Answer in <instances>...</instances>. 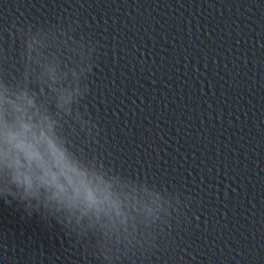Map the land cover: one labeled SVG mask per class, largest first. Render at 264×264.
<instances>
[{"label": "clouds", "instance_id": "9594fccd", "mask_svg": "<svg viewBox=\"0 0 264 264\" xmlns=\"http://www.w3.org/2000/svg\"><path fill=\"white\" fill-rule=\"evenodd\" d=\"M29 103L31 101L29 100ZM22 129L28 131L30 126L22 124ZM50 127V125H49ZM9 142H14V146L22 153L25 163L21 161L20 156L14 157L7 167L11 169L10 181L15 184L17 189L23 190L24 197H31L39 199L40 189L44 188L45 191H51V195L46 197V200H60V193L65 191L63 180H67L69 184L72 183L71 177L66 173L58 174L54 169L59 167L61 156L52 149L51 141L45 135L43 129L40 130L39 135L32 134V141L25 142L18 138L17 134H9L7 136ZM42 141H46L51 150L52 161L49 163L44 159V156L38 150L36 145ZM5 192L10 190L5 187ZM87 198L92 199V193L88 192ZM6 202H8L6 200Z\"/></svg>", "mask_w": 264, "mask_h": 264}]
</instances>
